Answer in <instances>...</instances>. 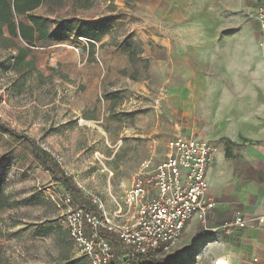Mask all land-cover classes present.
I'll return each instance as SVG.
<instances>
[{
	"label": "rangeland",
	"instance_id": "obj_1",
	"mask_svg": "<svg viewBox=\"0 0 264 264\" xmlns=\"http://www.w3.org/2000/svg\"><path fill=\"white\" fill-rule=\"evenodd\" d=\"M90 2L35 10L51 30L71 31L66 42L32 47L31 70L17 72L16 52L0 48V120L40 144L84 196H98L112 213L140 166L162 161L168 140L216 145L231 138V118H242L248 102L258 109L264 69L253 15L264 0ZM78 37L97 38L89 53L75 51ZM90 63L97 72L84 71ZM0 188L12 204L0 214V264L79 258L62 225L64 189L28 144L1 132ZM191 255H173L172 264H191ZM119 256L113 264H132Z\"/></svg>",
	"mask_w": 264,
	"mask_h": 264
},
{
	"label": "built area",
	"instance_id": "obj_2",
	"mask_svg": "<svg viewBox=\"0 0 264 264\" xmlns=\"http://www.w3.org/2000/svg\"><path fill=\"white\" fill-rule=\"evenodd\" d=\"M253 18L259 32L257 47L264 54V3L254 11ZM77 41L75 51L89 53L88 44L93 41ZM165 149L160 163L140 166L132 186L115 202L112 213L96 195L88 200L98 213L73 207L69 197L63 196L62 225L76 253L88 264H112L116 259L102 231L118 238L122 248L118 260L147 254L162 257L171 253L191 218H204L215 208L208 196L206 171L214 161L216 147L207 140L177 136L168 140ZM228 226L244 228L245 221L237 214Z\"/></svg>",
	"mask_w": 264,
	"mask_h": 264
},
{
	"label": "crops",
	"instance_id": "obj_3",
	"mask_svg": "<svg viewBox=\"0 0 264 264\" xmlns=\"http://www.w3.org/2000/svg\"><path fill=\"white\" fill-rule=\"evenodd\" d=\"M256 48L262 57L257 56V62L264 69V54ZM95 65L90 63L84 71L97 72ZM260 80L264 83V75ZM248 107L242 118H231L230 139L216 145L207 140L216 147L206 171L215 208L204 218H191L171 251L183 259L192 254L191 264H264V90L258 109L250 102ZM237 214L243 217L244 228L228 226Z\"/></svg>",
	"mask_w": 264,
	"mask_h": 264
},
{
	"label": "trees",
	"instance_id": "obj_4",
	"mask_svg": "<svg viewBox=\"0 0 264 264\" xmlns=\"http://www.w3.org/2000/svg\"><path fill=\"white\" fill-rule=\"evenodd\" d=\"M64 1H71L81 9H86L91 4V0H0V48L16 52L13 67L17 72L22 71L24 68H27L28 71L32 69L31 63L27 61L32 47L45 42L60 43L70 39L67 36L71 31L70 28H66L64 25H56L54 30H51V23L47 18L34 14L35 10L45 3L57 5ZM91 27L96 28L98 25L92 24ZM78 38H85L94 42L97 40V38ZM19 42L24 46H20ZM128 53L130 61L135 62L134 53L132 51ZM0 132L14 140L22 141L29 145L34 158L51 174L53 180L61 185L66 193L65 195L71 200L73 207H80L84 210L98 213L95 208L91 207L88 197L83 195L74 178L68 175L62 169L60 163L40 144L26 134L19 133L5 125L1 120ZM11 205L8 196L0 188V214L9 209ZM101 234L110 242L113 252L121 255L122 248L118 238L109 232L102 231ZM173 255L175 254L171 255L170 253L162 257H156L153 254H147L132 260H126V262L132 264H172L176 260ZM177 257L180 256L177 255ZM70 264H86V261L84 258L79 257L71 261Z\"/></svg>",
	"mask_w": 264,
	"mask_h": 264
},
{
	"label": "bare ground",
	"instance_id": "obj_5",
	"mask_svg": "<svg viewBox=\"0 0 264 264\" xmlns=\"http://www.w3.org/2000/svg\"><path fill=\"white\" fill-rule=\"evenodd\" d=\"M216 264H225V263H223V262H218V263H216Z\"/></svg>",
	"mask_w": 264,
	"mask_h": 264
}]
</instances>
